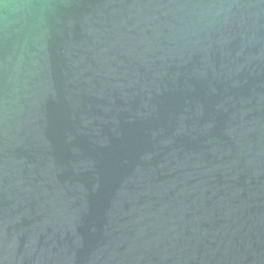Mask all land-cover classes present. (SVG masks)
Here are the masks:
<instances>
[{"label":"water","instance_id":"95a60500","mask_svg":"<svg viewBox=\"0 0 264 264\" xmlns=\"http://www.w3.org/2000/svg\"><path fill=\"white\" fill-rule=\"evenodd\" d=\"M32 2L0 33V264H264V0Z\"/></svg>","mask_w":264,"mask_h":264},{"label":"clouds","instance_id":"9594fccd","mask_svg":"<svg viewBox=\"0 0 264 264\" xmlns=\"http://www.w3.org/2000/svg\"><path fill=\"white\" fill-rule=\"evenodd\" d=\"M35 7H49V5H36L32 0H0V33L7 35L13 24L19 22L10 20L9 15L15 16L23 12V19L27 17L29 10Z\"/></svg>","mask_w":264,"mask_h":264}]
</instances>
